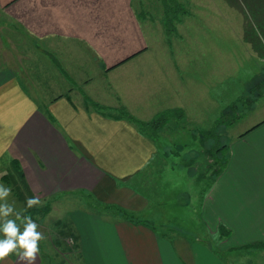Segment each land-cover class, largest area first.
I'll return each instance as SVG.
<instances>
[{"label":"rangeland","instance_id":"obj_1","mask_svg":"<svg viewBox=\"0 0 264 264\" xmlns=\"http://www.w3.org/2000/svg\"><path fill=\"white\" fill-rule=\"evenodd\" d=\"M139 1L131 0L134 6L129 10L131 17L141 21L138 33L125 31V24L121 31V17V23L111 18L112 22L103 25L91 24V32L85 28L90 37L78 39L66 23L55 22L52 8L41 10L31 2L32 7L9 12L13 3L19 2L12 0L0 7V66L11 67L39 108L46 101L74 92L80 104L96 109L103 108V103L110 106L120 101L123 90H114L120 75H111L118 63L135 55L127 62L162 66L163 71L156 73L167 80L165 89L161 85V99L153 102L144 98L145 114L153 115L140 120L148 122L174 109L181 110L182 115L169 119L154 134L144 131L154 139L160 154L147 192L152 204L142 215L126 213L136 222L152 225L161 237L173 241L176 237L205 239L215 245L204 200L216 173L230 162L238 136L264 120V96L256 98L257 92L264 93V62L238 38L240 24L238 28L223 22L202 24L199 18L186 22L185 0H175L177 4L173 0H146L147 8H140ZM152 3L157 8H151ZM166 7L172 11L169 16ZM103 15L100 9L95 18L103 19ZM132 26L129 23L128 27ZM110 44L117 45L112 56L113 49L105 50ZM103 51L106 55L100 54ZM58 63L63 65V72L57 68ZM159 83L156 78L146 81L147 91L155 90ZM105 112L123 115L120 108ZM0 175L6 176L0 184L12 189L4 201L14 208L9 218L16 217L21 231L23 216H30L38 224L37 231L43 236L39 242L41 264H80V260H74L77 246L72 227L92 223L89 214L100 215L97 217L102 221L124 218L123 212L84 195L39 200L28 208L26 201L34 196L18 174L1 163ZM217 233L223 235L219 229L213 235ZM251 257L257 260L251 264H260L257 254Z\"/></svg>","mask_w":264,"mask_h":264},{"label":"crops","instance_id":"obj_2","mask_svg":"<svg viewBox=\"0 0 264 264\" xmlns=\"http://www.w3.org/2000/svg\"><path fill=\"white\" fill-rule=\"evenodd\" d=\"M10 1L0 0V7ZM31 2L41 10L52 8L55 22L66 23L78 39L90 37L91 24L103 25L112 22L111 18L121 23L123 17L121 31L125 24V31L132 34L138 33L141 24L129 15L134 6L131 0H19L9 12L32 7ZM138 3L140 8H147L148 1ZM184 4L186 22L199 18L202 24L223 22L236 24V28L240 24L238 38L264 62V0H185ZM156 5L152 3L151 8ZM100 9L110 20L105 15L95 18ZM129 23L133 26L128 27ZM116 46L105 50L113 49L112 56ZM62 66L57 64L63 72ZM162 68L154 63H122L111 74L120 75L114 90H123L121 104L103 103V108L96 109L80 104L74 92L46 101L39 108L11 67L0 66V164L18 174L22 185L39 200L84 195L128 216L132 214L126 211L144 214L152 204L147 192L158 166L159 149L136 124L105 110L120 108L138 121L145 116L150 119L153 114H145L144 98L153 102L161 99V85L165 89L167 80L156 73ZM155 78L160 83L148 92L146 81ZM238 139L231 148L230 162L216 173L204 200L215 245L205 239L176 237L173 241L159 236L149 223L125 218L102 221L97 217L100 215L89 214L92 223L72 227L77 246L74 260L80 264H251L257 261L251 256L257 254L259 263L264 264V120ZM218 229L228 233L213 235ZM9 262L27 264L15 254L5 258V264ZM41 262L38 252L34 264Z\"/></svg>","mask_w":264,"mask_h":264},{"label":"clouds","instance_id":"obj_3","mask_svg":"<svg viewBox=\"0 0 264 264\" xmlns=\"http://www.w3.org/2000/svg\"><path fill=\"white\" fill-rule=\"evenodd\" d=\"M11 192V187L0 184V264H5V258L10 254H15L27 264H34L39 252V242L43 236L37 231L38 224L30 216H23L20 220L23 231L17 224L16 217L9 218L13 216L14 208L4 201ZM39 202V198L30 197L26 201V207L30 208Z\"/></svg>","mask_w":264,"mask_h":264},{"label":"trees","instance_id":"obj_4","mask_svg":"<svg viewBox=\"0 0 264 264\" xmlns=\"http://www.w3.org/2000/svg\"><path fill=\"white\" fill-rule=\"evenodd\" d=\"M175 3L176 1L173 0ZM177 4V3H176ZM169 8L166 7V15L169 16V13H170V10ZM172 12V11H171ZM139 54V53H138ZM135 56V55H134ZM134 56H131V58L129 59H126L120 63H118L116 66L122 64V63H125L127 62L128 60L132 59ZM260 96H263V93L262 92H257L256 93V98L257 97H260ZM59 98V97H57ZM120 111L122 112L124 118L131 122V123H134L138 126V128L140 129V131H142L143 133H145L144 131H148L150 132L151 134H154L156 133V131L159 130V128H161L163 125H165L169 119H171L172 117H178V116H181L182 115V112L181 110L179 109H174V110H167V111H164L162 113H160L156 118H154L153 120L151 121H148V122H142V121H138L137 119H135L134 117H132L131 115L127 114L123 109H120ZM229 123V122H228ZM146 134V133H145ZM147 135V134H146ZM1 181L4 180L3 177L0 178ZM123 215H124V218L125 220H128L129 222H133V220L135 219L134 217L132 216H128L127 214H125L123 212ZM135 221V220H134ZM220 233L222 234H227L228 232H226L224 229L220 230Z\"/></svg>","mask_w":264,"mask_h":264}]
</instances>
